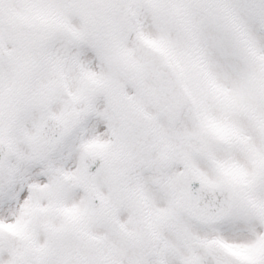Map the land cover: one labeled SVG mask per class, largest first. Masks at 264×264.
Here are the masks:
<instances>
[{
  "label": "snow or ice",
  "instance_id": "1",
  "mask_svg": "<svg viewBox=\"0 0 264 264\" xmlns=\"http://www.w3.org/2000/svg\"><path fill=\"white\" fill-rule=\"evenodd\" d=\"M0 264H264V0H0Z\"/></svg>",
  "mask_w": 264,
  "mask_h": 264
}]
</instances>
